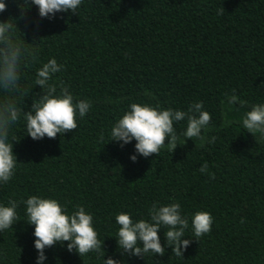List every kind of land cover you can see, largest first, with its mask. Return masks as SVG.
<instances>
[{
  "label": "trees",
  "instance_id": "16d2710c",
  "mask_svg": "<svg viewBox=\"0 0 264 264\" xmlns=\"http://www.w3.org/2000/svg\"><path fill=\"white\" fill-rule=\"evenodd\" d=\"M0 2V22L15 23V41L36 57L22 62L19 91L0 90V100L10 97L29 111L42 94L37 70L54 58L63 68L49 83L91 104L75 130L54 139L27 136L23 116L9 129L18 164L0 183V205L36 195L56 199L69 214L83 206L103 241L99 253L81 257L67 242L46 248L43 264H103L109 257L121 264H264V139L242 124L252 105L264 103V0H82L77 14L50 19L39 17L31 0ZM226 93L244 103L229 105ZM200 102L211 115L203 146L185 139L173 153L143 157L135 140L123 147L111 140V127L132 103L187 112ZM186 123L174 124L178 135ZM171 203L189 219L182 257L167 245L163 256L121 255L115 217L148 220L153 204ZM198 211L213 223L195 238ZM17 213L19 221L0 231V264H36L23 203ZM166 230L158 232L162 246Z\"/></svg>",
  "mask_w": 264,
  "mask_h": 264
},
{
  "label": "clouds",
  "instance_id": "9594fccd",
  "mask_svg": "<svg viewBox=\"0 0 264 264\" xmlns=\"http://www.w3.org/2000/svg\"><path fill=\"white\" fill-rule=\"evenodd\" d=\"M31 4L38 8L41 18H52L56 13L77 14L82 0H31ZM6 11V4L0 2V12ZM18 30L16 24L9 19L0 22V90L5 93L19 91L20 71L22 62L34 60V50L17 43L14 33ZM19 31V30H18ZM42 39V38H41ZM35 41V40H34ZM33 43V42H32ZM32 43L24 42V45ZM63 65L56 59H49L37 70L36 86L42 90L35 102H32L29 111H22L13 99L5 97L0 100V183H7L18 164L13 153V142L9 141V129L17 123L21 116L25 121L26 135L33 140L44 137L56 138L57 134L72 132L77 128V115L84 117L91 104L85 100L74 102V97L62 83L57 91L55 84L49 83L52 77L59 73ZM234 91V90H233ZM229 105L243 104L237 95H228ZM203 104L194 103L187 112L171 108L158 110L148 105L132 103L128 111L119 118L111 127V140L119 141L120 146L135 140V151L140 156L150 157L158 155L161 149L173 153L177 143L181 145L185 139L200 140L201 146L211 120V115L203 111ZM186 121V129L177 134L174 127L176 122ZM243 128L250 133H260L264 139V103L251 106L246 112ZM168 141L165 144V141ZM133 162L136 155L129 157ZM208 171L207 163L201 165L200 173ZM211 179L214 175L209 174ZM19 203L25 205V214L28 225L33 226L34 248L37 251L36 264H43L46 260L45 249L67 242V250H73L79 257L91 252L99 253L103 241L98 239V234L93 227V217L80 205L75 206L71 214L56 199L30 196L26 200L17 202L10 199L7 206L0 205V231L12 228L19 221L17 209ZM150 219L134 221L128 213L121 212L116 217L119 225L117 246L121 255L127 253L131 256L143 258L145 253L163 256L165 247H171L172 253L182 257V253L189 246V239L185 237V230L189 228V219L181 214L179 203L157 206L153 204L149 211ZM243 223V219L240 221ZM213 217L206 211H198L191 217L193 236L199 238L211 231ZM164 231L165 245L162 246L158 232ZM104 252V251H103ZM105 254V253H104ZM103 264H121L111 257L103 259Z\"/></svg>",
  "mask_w": 264,
  "mask_h": 264
}]
</instances>
